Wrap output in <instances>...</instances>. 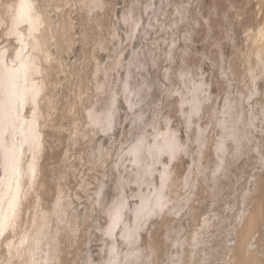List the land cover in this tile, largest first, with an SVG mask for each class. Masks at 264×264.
<instances>
[{
  "label": "bare ground",
  "instance_id": "6f19581e",
  "mask_svg": "<svg viewBox=\"0 0 264 264\" xmlns=\"http://www.w3.org/2000/svg\"><path fill=\"white\" fill-rule=\"evenodd\" d=\"M69 1H67V3ZM140 1L142 2V0ZM219 1L216 4L214 2L212 3L215 5L217 4L224 5L223 4L225 3L224 1L223 2L221 1L222 3ZM192 2L194 3L195 1L192 0ZM259 2H260L259 3L260 5L264 6V0H259ZM67 3L65 0H0V37H1L0 39H2L3 37L4 38L3 40L5 41V38H6L8 42V43L6 42L8 45L7 46L5 45L6 47L4 46V49L0 51V152H1L0 264H64L65 257L66 259L67 257L69 259V256L71 253H73V255L71 256H74V252L72 251L71 253L67 252L69 253V256H64L65 254L63 255V252L65 251L64 249H66L64 246H67V244L66 245L64 244L67 242H70L72 245H75V244H79L82 242L81 239L83 237H81L82 233L80 232V227H81L80 224L83 222L85 224L82 226L86 227V223H88L86 221H88V218H90V215L93 214L94 211H96L98 206H101L104 203L103 202V194H104L103 192L104 191L102 192L103 187L100 185L99 190H96L97 188H95L96 187V185H94L95 183L93 184L91 181L93 186H91L90 184L88 185V188L90 189L89 186H91V188L94 187V189L96 190V192L93 191L95 193L92 192L93 194L96 195L95 197L94 195L92 196L95 199L93 202L89 204L88 210L87 211L85 210L86 213H84L83 218L78 215L77 211L79 210L76 211V209L74 208L75 205L73 204L74 203L73 200L75 199H70V198L68 199V197H70V195H73L74 193L73 192H71L73 194L67 193L68 188L70 186L69 181H68L69 176L71 175L72 172L74 173V170L76 172L77 169H74L71 172V169L73 168L69 167L68 162L70 161L71 158H72L71 160H73L75 159V157H77L79 161V158L83 159L84 157H86L85 154L81 152V150L76 151L77 149L76 147L78 146L82 147L83 144L84 146H86L85 145L86 141L93 139L91 137L94 136L97 130H99V132L102 131L104 133L110 132L113 127V124L116 123L115 122L116 120L115 116H116V110H117L116 101L118 102V100H116V96L120 93L117 92L118 94L115 95V90H117V89L114 90L116 81L114 80V78H112V76L116 74V73L114 74L113 72L119 66V61L116 59L118 58V55H120V53L119 54L117 53L118 54L117 57L115 56L116 59L114 58L115 61H113V63L109 66H102L98 62L97 55H96L97 53L96 50L99 49L98 52L102 51L100 49L105 50L108 47V43L110 39L112 41V37L114 36L115 31L114 32L112 31L113 27L112 28L110 27L111 30H106V29H109V27L107 28L105 26L107 23L106 22H105L106 24L104 23L105 20L102 19V15L104 12L106 15V13L110 11V9L112 10L111 6L115 4V2L106 3L105 0H85L83 5L80 6L83 9L82 10L83 12H81L82 15H80V12L78 13L79 16L76 14L78 18L80 16L82 18V24H81L82 30H81L80 37H81V42H82L81 52L83 53L80 55L82 57H83V54L86 56L87 61L85 60L84 61L87 63L85 66H82L83 65L82 63V65L79 67L73 66L74 68H72L71 66H69V68L70 67L71 68L70 69L67 68V72L70 73L69 75L70 80L68 81V84L66 86L67 105L64 106V105H59L56 99V96H55L56 87L58 85H61L60 83L58 84L56 83V80L58 78L57 79L55 78H56V74L59 73V72L57 73V71L59 70L64 71V74H66L64 67L66 66V64L69 65V63H65V66H63L64 64H62V61H65V60H63L61 57L63 54L66 55V53L68 56V53L70 52V50L73 49L72 46L75 45L73 44V42L75 43V40L73 39V36L75 35L74 34L75 31H72L73 25L70 23L71 19L69 20L68 18V12L66 11V9L69 8V6L67 7ZM252 3L258 4L257 2L255 3V1L254 2L252 1ZM78 4H81V3H78ZM128 5H131V4H128ZM197 5L199 4L197 3ZM242 5L244 6L246 4L243 3ZM182 6L186 8V6L184 5ZM212 6L213 5L210 4V7ZM238 6L236 5V7ZM50 7H53V9L55 8L56 10H58V12H61L59 14L60 18L59 17L57 18V20L59 19L58 21L56 20L54 21L56 17L54 19H52L53 18L52 16H51L52 18L50 17V10H51ZM202 7H204L205 9V5ZM218 7H222V6L218 5ZM244 7L246 9V6ZM191 8L193 10V7H190V9ZM201 8L200 10H203V8L202 9ZM190 9L188 7V9L186 10L189 11ZM247 9H250V8H247ZM72 10H74V8ZM79 10H76V11H79ZM183 10L185 11V9ZM223 10L221 11L222 14L218 10V13L222 15V18L224 15H226L223 13ZM125 11H128V12H125ZM125 11L124 12L126 14H124L125 16L123 17L124 22L132 24L133 29H135L138 24L136 10L134 8H130L129 10L127 9ZM224 11L226 12L228 10H224ZM51 12L55 13L56 11H51ZM195 12L197 14V11ZM228 12L231 13L230 11ZM246 12L247 10L243 12V14L245 13L246 15H248L247 13L249 12V10L247 13ZM263 12L264 11H262V15L264 14ZM233 13H231L233 15H231L232 17H229L230 18L229 20L236 18V17H233L234 15L237 16V14H235V10L233 11ZM194 14L193 16H195ZM198 15H201V14H197V18H198ZM220 15H219V18L221 17ZM90 16H93V19ZM138 16H140V14ZM193 16L192 18H195ZM184 17L185 16L183 15L181 20H183ZM199 18L201 20V17ZM213 18H210V19H213ZM222 18H220L221 19L220 22L223 20ZM247 18H250V17H246V20ZM253 19H256V18L253 17ZM188 20L189 19H187L186 21ZM227 20L228 19H226V21ZM109 21L108 23L111 25ZM210 22L212 21L210 20ZM210 22H209V25H210ZM214 22H216V20ZM254 22H256L255 24L258 23L257 21H254ZM188 23H186V25ZM202 24L203 26H206L204 25L205 21L202 22ZM202 24H201V27H203ZM240 24H241V21H240ZM243 24H246V23H243ZM255 24H253L252 31L254 30L253 28ZM262 24H263L262 26H259V27L257 26L258 28L255 31H253L254 33H252L251 36L249 35V33H247V31L245 32L250 36L248 39L250 42L249 46H247L246 50H243V51L239 49L240 52L237 51L238 49H236V51L231 50L233 52L235 51V53H233L234 57H232L233 59H231V62H229V64L231 63L230 70L232 73L231 72L230 73L232 74V78H234L235 80L239 82V83L238 82L236 83H238L239 85L240 83H243L246 78H248L251 80V83L254 85L257 91H258L257 81L259 78L257 69L261 67L263 69L264 67V23ZM179 26H181V24L178 25L177 27ZM188 26L185 27L182 25V27H185L186 29L188 28ZM216 26H217V23H216ZM165 27H167V25ZM219 27L223 29V25H220ZM128 28H129V25H128ZM195 28L196 27H194V29ZM205 28H207V26ZM247 29L245 28L243 30H247ZM195 30L194 31L191 30V31L196 33L197 30L196 31ZM243 30L241 28V31ZM248 30L250 31V29ZM103 31L105 32L104 35L101 33ZM106 31H107V35L105 36ZM207 31H209V29ZM221 31L223 32V30ZM72 32L74 35H72ZM162 32H164V30ZM180 32L183 33V31H180ZM188 32L186 31V33ZM156 33H157V30H156ZM227 33L229 34L230 32H227ZM165 34L167 33H164V36ZM176 34L177 32L174 35ZM203 34L207 35V33L205 32ZM203 34L201 36H203ZM225 35L228 37L226 33ZM232 36L230 37L233 39ZM161 39L163 38L161 37ZM166 39H169V38H166ZM224 39L226 41L225 37ZM187 41H189V39ZM208 41L210 40L206 41L207 44H208ZM222 42H224V40H222ZM92 45L93 46L96 45V47L98 46V49L92 50L91 48ZM154 49L156 50V48ZM107 50L108 49H106V51ZM215 50H216L215 52H217V49ZM72 51H74V49ZM144 54H141V56ZM213 54L215 53L213 52ZM110 56L113 57L112 55H109V57ZM139 56H140V53H139ZM155 56H157V54ZM78 57H76L75 59L77 60ZM109 57L107 59H109ZM199 57L200 56H198V58ZM219 57L220 56L217 57L218 61H219ZM200 58L202 59V57ZM112 59L113 58H111V60ZM133 59L134 57H131V60ZM137 60L138 58L136 57L133 62L131 61L132 62L131 64L134 65V63ZM192 60L194 59H191V61ZM151 61L153 62L154 59L150 60L149 63H151ZM199 61L201 62L200 59ZM199 61L196 59L194 60V62L189 63L188 60L187 61L185 60L186 67L182 69V72L179 76L182 81L186 82L188 77L191 76L192 68L197 64V62L199 63ZM253 61H255V65H253ZM73 62H72V65H73ZM77 62H80V61L78 60ZM214 67H217V66L214 65ZM217 69L219 68L217 67ZM89 70H91L92 72V76H93L92 78L90 77ZM261 70L259 71L262 73ZM219 71L220 70H218V72ZM99 73H103L102 74L103 77L102 75L101 77L104 78V80L99 81L97 79V76ZM111 73H113L112 76H111ZM59 74H61V72ZM129 76H130V73L128 71L126 78L122 82L121 88H120L123 92H126L128 89L127 79L129 78ZM144 76H147V75H144ZM206 77H208V75ZM216 77H218L216 81H218L217 83L219 84L217 86H219L220 89L223 90V92H225V95H226V104L222 112V116L214 117L216 114L214 101L216 100L213 99V96H212L213 92H211L206 82L204 80L200 82H196L193 80L194 82L191 81L192 91H191L190 97L188 96V94L181 92L180 97L178 98L179 100H177L176 103H174L176 99L174 101L171 100L174 103L173 104V106L175 107V109L173 108L174 111L176 112L177 110V112H179L184 117L186 128L187 130H189V132L187 133H189V136H190V139L187 140L188 142L184 138H182L183 137L182 134H181L182 136L178 135V132L176 131L177 129H174V127L170 126V122L172 120L173 115L170 116L169 113L166 115L164 111L165 115L163 114L161 123L160 124L156 123L153 126V129H151L152 130L151 132L149 131L147 135L146 134L143 135L136 142H133V144L131 145L129 152H130V157H131L130 159L131 166L134 167L133 182L138 185L137 187L138 190L136 191V195H135L138 197V202H136L133 206L129 205V203L127 202L126 194H125L126 197L123 195L124 193L123 189L128 181L125 178L126 176L125 177L118 176L119 179L121 178L120 182H119V179L117 180L118 181L117 183H119L118 187H115V189L117 188L118 194L115 195L114 199L111 201L109 205L103 206L102 212H104L106 216V219L105 218L103 219L106 220V223H104L105 222L104 221L102 223L103 225H99V226H102L100 227V229L102 230V234L104 236L103 238L107 237L105 239L106 240L105 245L107 246V258L105 259L106 261L104 260L105 263L104 262L102 263L104 264H154L166 258L167 264H208V263H211L210 262L211 259L218 258L215 260H221L223 264H264V236L262 235L263 230L261 229V227L264 228V224L260 223L262 219L261 212L263 211L262 210L263 208L261 209V206L262 205L264 206L263 204L264 198L263 200L260 199L262 198L261 197V192H262L261 187L262 186L260 187V185H262L263 183H260L259 181L261 179L264 180L263 176H262L263 178H260L261 176L255 177L256 179L254 181L255 183H254L253 189L246 190V192H242L244 193L243 195H241L243 201L250 199L251 202L249 203L251 204L249 207H246L241 211L242 213H240L239 221L237 222V220H235L237 223H235L234 225L232 224L233 226L231 225V228L228 230H226L227 228L226 226H224L226 228L223 227L227 231V232L224 231V233H228V236L229 234L234 236V243L230 245L226 244L225 246L222 245L223 246L222 253H221V248H220V252L218 253L216 252L215 249L208 246L209 245L208 239H206L208 241L204 240V237L209 232H212L211 231L212 227L213 228L215 227L217 229L218 222H216L215 219H217L220 216V212H216V214L213 215L214 217H208L200 223L196 220L199 224L195 222L196 223L195 227H193L194 224L192 222L193 225L190 226V228L188 226L189 230H188L186 237L182 241L179 238L181 237L180 235H182L181 234L182 230L180 227L177 226L178 219L183 218V216H187V215L190 216V218L191 216L192 217L195 216L196 211H197L196 208H194L195 202L196 203L200 202L201 204H203L201 207H203L205 204H207L210 201H214L219 198L221 199L220 196L222 195L225 189L224 187L225 185L222 183L223 182L222 179H225V180L232 179L236 175H238L237 171L235 172L233 170L236 167H238V166H235L236 160L241 155H242L241 157L243 158V154H244L242 153L243 150L248 148V145L255 138L254 136H253L254 138L253 137L251 138V135H252L251 133L252 129H250L251 123L245 122L243 120V117L244 118L246 117V116H243L244 114L243 112L245 111L244 106L248 100L247 97H249V96H246L245 94V88H243L241 91H237L238 93L240 92L239 98H234L230 94L231 90L230 92L228 90V86L226 84L227 81H224L223 73H220L219 76L217 74L215 78ZM263 77L261 76L260 78L262 79ZM59 81L60 80H58L57 82ZM144 83H141V85H144ZM243 85H245V82ZM236 87L237 88L239 87L240 89V86H236ZM145 89H147V87H145ZM220 89L218 90V92L221 91ZM252 89H253V86H252ZM108 92H109V94H107L108 99H104L105 101L107 100L106 105L104 107H99L96 101H93V102L91 101L92 98H96L97 100V98H100L99 96L101 94L105 95V93H108ZM259 92L261 91L259 90ZM247 95L249 94L247 93ZM89 98H91L90 101L92 103L90 105H87L88 103L87 100ZM127 102L129 104L130 100L127 99ZM170 103L171 102L169 101V104ZM250 105H253L252 102ZM167 112H169V110ZM256 112H258V110ZM251 115H253V113ZM205 116H208V118L214 117L213 120L215 119V125L218 130V135H217L218 138L215 140H211L210 138L206 136L207 128L202 126V124H200L201 122L199 123V121L202 120L201 118ZM56 117L62 118L64 122L61 119L60 121L62 123H57ZM259 117H261L260 114H259ZM251 118L253 119V117ZM258 121H259V118H258ZM182 127H184V125ZM254 134H255V131H254ZM260 134H261V131H260ZM186 136L188 137V134ZM263 136H264V128H263ZM125 137L123 136V138ZM262 138H260V140ZM250 145H253V144H250ZM63 146L65 147L66 150L62 157L61 155L60 157H58L57 156V151L59 150L58 148L63 147ZM111 148L113 147L111 146ZM118 148H119V145H118ZM254 149L261 156V159H263L262 156L264 155V153L262 155V153L260 152V144H256ZM77 150H79V148ZM85 150H91V149H87V146H86ZM94 150L92 152L88 151L89 153H91L90 154L91 157H89L91 159L89 161H91V165H92L91 170L89 169L88 171H92V172L93 170H96V166L98 167V165L96 164L100 163V166L101 165L103 166L105 163H108L106 162V160L108 159L107 158L108 155H106V153L109 152V151L108 152L106 151L105 153L104 150H102L105 153V155L104 154L102 155L100 151H94ZM111 150H114V149H111ZM251 150L253 151L252 148ZM84 152L86 153L87 151H84ZM186 155L192 159L194 163V168L189 169V172L186 174V176H182L179 170L180 168L179 161L182 159V157ZM111 156H113V154ZM190 158H187V159L190 160ZM247 158H249V156ZM252 158H254V156ZM257 158L254 159V161L257 162L258 161ZM241 159L240 160L238 159V160L241 161ZM238 160H237L238 163L236 164H239ZM252 161L253 159L251 160V163L254 162ZM71 162L72 161H70L69 163L71 164ZM87 162L88 160L86 161V163ZM248 162H250V160ZM86 166L88 165L86 164ZM99 167L97 169H99ZM128 167L131 168L130 166ZM125 168L126 166L123 168V170L121 169V171L123 172L125 171V174H127L128 176H131L130 170L127 169L129 171L128 173H130L129 175L126 172ZM119 170L120 169H118V171ZM103 171L104 170H102V173ZM118 171L116 172L115 170V173H118ZM88 173H86V175ZM75 174L74 175L72 174V176L74 177ZM99 175L98 174L93 175V177L95 176V179H94L95 182H98L97 180L99 179L98 178ZM253 175H256V174H253ZM72 176L70 177L73 178ZM81 178L79 177L80 179L79 183L82 185V187L86 188L88 192V188H87L88 180L85 181L86 183H83L81 182ZM238 178L240 179V177ZM245 179L246 178H244L243 180L244 182H245ZM100 180H103V179H100ZM77 181L75 180V182ZM67 182L69 184L68 188L66 187ZM246 182L245 184H249V182L248 183ZM238 183L239 182H237V185ZM128 184H131V183H128ZM242 185H244V183ZM77 189L78 188H76V190ZM81 189L82 188L79 187L78 191H81ZM229 189L231 190V187H229ZM104 190H105V187H104ZM183 191H186V192L183 194ZM69 192H70V189H69ZM226 192H227V189H226ZM83 193L85 194V192ZM87 195H89V192ZM238 197L239 196L237 195V200L239 199ZM88 198L89 197H87V199ZM78 199L80 200V198ZM70 200L72 203L70 202ZM92 200L93 199L90 198V201ZM88 202H89V199L87 200V203ZM201 204L197 203L195 205H201ZM229 207L231 209V206ZM205 208L208 209V207H205ZM200 210H202V208ZM223 212L221 214H224ZM220 217H222V215ZM234 217H236V214ZM223 218H225L224 220H226V215L225 217L223 215ZM230 219L233 220L234 218L233 219L230 218ZM188 221L189 222L187 223V225L188 224L191 225L190 219ZM218 221H219V218H218ZM220 223L221 224L225 223V221L220 222ZM25 225H27L26 228H24ZM259 225L261 226L260 230L262 232L258 230ZM228 228H229V223H228ZM84 230L82 229V231ZM117 230H119L118 234L120 233L119 237H121V241H117L114 238L116 236ZM213 231L217 232V230H213ZM145 233H147V235ZM213 234H216V233H213ZM217 234H219L220 237H222L221 233H217ZM210 235L211 233H209L208 236ZM227 239L228 238L226 237V240ZM213 241H214V238H213ZM219 245L220 244L216 245V249ZM76 246L77 245H75V247ZM222 246H219V247H222ZM71 248L70 250H72ZM78 248L80 249L79 245H78ZM81 251L82 250L80 249V252ZM217 251L219 250L217 249ZM80 254L78 252V255ZM74 257H72V259ZM76 259H78V257ZM78 262L80 261L78 260ZM218 263H220V261Z\"/></svg>",
  "mask_w": 264,
  "mask_h": 264
},
{
  "label": "rangeland",
  "instance_id": "374dc122",
  "mask_svg": "<svg viewBox=\"0 0 264 264\" xmlns=\"http://www.w3.org/2000/svg\"><path fill=\"white\" fill-rule=\"evenodd\" d=\"M66 1V3H67V1H69V0H65ZM72 1V2H71ZM71 1H69L68 3H67V7L69 6V8H67L66 9V11L68 12V18H69V20H70V23L73 25L72 26V31H75L74 32V34H73V32H72V35H74L73 36V39L75 40V43L73 42V44H75V45H73L72 46V48L74 49V51H72L73 49H71L70 50V52L68 53V56H67V53H66V55H62V59L63 60H65V61H62V64H64L63 66H65V63H69V65L68 64H66V68L64 67V69H65V73L66 74H64V71H61V70H59V71H57V73L59 72H61V74H56V78L55 79H57L56 80V83L58 84V83H60L61 85H58L57 87H56V89H55V96H56V99H57V101H58V103H59V105H64V106H66L67 105V90H66V86H67V84H68V81L70 80V78H69V75H70V73L69 72H67V68H69V66H71L72 68H74V67H79V66H81L82 65V63H83V65L82 66H85L86 65V63L87 62H85V61H87V58H86V56L83 54V57L80 55V54H82L83 52H81L82 51V42H81V37H80V35H81V30H82V27H81V24H82V18H81V16L78 18V16H79V12H80V15H82V13L81 12H83L82 10V8L80 7V6H82L83 5V3H84V1L85 0H71ZM82 1V2H81ZM106 1V3H109V2H115V4H113L112 6H111V8H112V10L110 9V11L108 12V13H106V15H105V12L103 13V15H102V19L103 20H105L104 21V23L106 24L105 26L108 28L109 27V29H106V30H111V28H112V31L114 32L115 31V33H114V36L112 37V41H111V39H110V41H109V43H108V47L106 48V49H108L107 51H106V49L104 50V49H100V50H102V51H99L98 52V46L96 47V45H92V50H95V49H98V50H96V55H97V59H98V62L102 65V66H109V65H111L112 63H113V61H115V59H116V57H117V55L120 53V55H118V58L116 59V60H118L119 61V66L116 68V70L113 72L115 75H113V73H111V76H112V78H114V80L116 81V85H115V88H114V90L115 89H117V90H115V95H117L118 93L117 92H119L120 94H118L117 96H116V100H118V102L116 101V108H117V110H116V120H115V122L116 123H114L113 124V127H112V129H111V131L110 132H108V133H104V132H102V131H100L99 132V130H97V132H95V134H94V136L93 137H91V138H93V139H91L92 140V142H91V140H89V141H86V143H85V145L87 146V149H91V150H85L86 149V146H84V144L82 145V147L81 146H78V147H76L77 149L79 148V150H77L76 148V151H80L81 150V152L82 153H84L85 154V156L86 157H84L83 159H80L79 158V161H78V158L77 157H75V159H73V160H71L70 159V161H72L71 162V164L68 162V164H69V167H71V168H73V169H71V172L74 170V169H77V171L75 172V170H74V173L72 172L71 173V175L70 176H72V174L74 175L75 173H77V174H75V176L73 177V178H71L70 176H69V179H68V181H69V184H70V186H69V184H68V182L66 183V187L68 188V186H69V188H68V191H67V189H66V191H67V193H71V192H73V193H71V194H73L74 195V197H73V195H70V197H68V199L70 198V199H75V200H73V204L75 205H73L74 206V208L76 209V211L77 210H79V211H77V213H78V215L80 216V217H82L83 218V216H84V213H86V211L88 210V207H89V204L91 203V202H93L94 201V199L95 198H93L92 196L94 195V197L96 196L95 194H93V193H95L96 192V190H99V188H100V185L103 187V189H102V192L104 193L103 194V205H101V206H98L97 207V209H96V211H94L93 212V214H91L90 215V218H88V221H86V222H88V223H86V227L85 226H82V225H84L85 223H81L80 225H81V227H80V232L82 233L81 235V237H83L81 240H82V242L81 243H79V244H75V245H77L76 247H75V245H72L70 242H67V243H65L64 245H66L67 244V246H64L66 249H64L65 251L63 252V255L64 256H69V253H71V251L72 252H74V256H71V255H73V253H71L70 254V256H69V259H68V257H67V259H66V257H65V259H64V264L66 263V264H69V262H70V264H73L74 262L76 263V264H104L105 262H104V260L107 258V246L105 245L106 244V238L107 237H105V238H103L104 236H103V234H102V230L100 229V227H102V226H99V225H103L102 223L104 222V223H106V216H105V214H104V212H102L103 211V206H106V205H109L110 203H111V201L114 199V197H115V195H117L118 194V191H117V188L115 189V187H118V184L119 183H117L118 181V179H119V177L120 176H126L125 178H126V180L128 181L127 182V184L125 185V187H124V189H126V190H124L123 189V195L125 196V194H126V198H127V202L129 203V205L130 206H133L136 202H138V197L137 196H135L136 195V191L138 190V185L136 184V183H134L133 182V174H134V167H132L131 166V157H130V147H131V145L133 144V142H136L140 137H142L143 135H147L148 133H149V131L151 132L152 130L151 129H153V126L156 124V123H161V121H162V116H163V114H164V111H165V113H166V115L169 113L170 114V116H172V120H171V122H170V126H172V127H174V129H177L176 131L178 132V135H180V136H182L183 135V137L182 138H184L186 141L188 140V139H190V136H189V133H187V132H189V130H187V128H186V125H185V120H184V117L179 113V112H177V110H176V112L174 111V109H175V107L173 106V104L174 103H176L177 102V100H179L178 98L180 97V93L181 92H184V93H186V94H188V96L190 97L191 96V91H192V82H194V81H196V82H200V81H202V80H204L205 82H206V84L209 86V89L211 90V92H213L212 93V96H213V99L214 100H216V101H214V106H215V109H216V114H215V116L214 117H219V116H222V112H223V110H224V107H225V104H226V95H225V92H223V90H221L220 89V87L219 86H217V85H219L217 82L218 81H216L217 79H218V77H216L215 78V76H217V74H218V76H219V74L220 73H223V75H224V81H227L226 82V84H227V86H228V90H229V92H230V90H231V92H230V94H231V96L232 97H234V98H239L240 97V92L238 93L237 91H241L243 88H245V94H246V96H249V97H247V102L245 103V106H244V109H245V111L243 112L244 114H243V116H246L245 118L243 117V120L245 121V122H250L251 123V127H250V129H252L251 130V133H252V135H251V138L253 137L254 139L252 140V142L250 143V144H253V145H248V148H246L245 150H243V152L242 153H244L243 154V158L241 157V156H239L238 157V159L240 160L241 158V161H239L238 159V161H239V164H236V163H238L237 162V160H236V163H235V166H238V167H234L235 169H233L235 172L237 171V173H238V175H236L234 178H232V179H222V183L225 185L224 187H225V189H224V191H223V193H222V195L220 196L221 197V199L219 198V199H217V200H214V201H210V202H208L207 204H205L203 207H201L203 204H201L200 202H197V203H199V204H201V205H195V204H197L196 202L194 203V208H196V210L198 211V213H197V211H196V215L195 216H191V218H190V216H183V218H179L178 219V222H177V226L178 227H180L181 228V230H182V235H180L181 237H179L180 238V240L182 241L185 237H186V235H187V233H188V226H189V228H190V226H192L193 224H194V226L193 227H195V225H196V223L195 222H202V221H204L206 218H208V217H214L213 215H215L216 214V212H220V216L222 215V217H218L219 218V221H218V218L217 219H215L216 220V222H218L217 223V225H218V227H219V229H218V227H217V229L215 228H211V231L212 232H209V233H211V235L210 236H208L209 235V233L204 237V240L205 241H208L209 240V247H211V248H213V249H215L216 250V252H220V248H221V253H222V248H223V246H225L226 244H228V245H230V244H233L234 243V236H232V235H230L229 234V236H228V233H224V231H226V230H228V229H230L231 228V225L233 224H235V223H237L238 221H239V217H240V213H242L241 211L244 209V208H246V207H249L250 206V204L251 203H249V202H251V200L250 199H248V200H245V201H243V199H242V197H241V195H243L244 193H242V192H246V190H251V189H253L254 188V181H255V177L257 176H261L260 178H263L264 177V165H263V163H264V155H263V153H264V138H262V137H264L263 136V125H264V113H263V111H264V67H263V69H262V67L261 68H258L257 69V73H258V75H259V78H258V81H257V88H258V91L255 89V87H254V85L251 83V80L250 79H248V78H246L245 80H244V82H245V85H243L244 84V82L243 83H240L239 85H238V81L237 80H235L234 78H232V72H231V63L229 64V62H231V59H233L232 57H234V54L233 53H235V51H236V49H238L237 51L238 52H240V50L239 49H241V51H243V50H246V48H247V46H249V44H250V42H249V37L251 36V34L252 33H254L253 31H255L259 26H262L263 24L262 23H264V19H262V18H264V14L262 15V11H264V6L263 5H260L259 3V0H238V2H237V0H218L219 2H225V3H223L224 5H222V4H217V5H215L218 1L217 0H202V1H200V0H198V1H196V0H193V1H195L194 3L192 2V0H177V1H175V0H142V2L140 1V0H134V1H130V0H115V1H113V0H105ZM137 1V2H136ZM173 1H174V3H173ZM189 1H190V3H191V5H190V3H189ZM201 3H200V2ZM216 1V2H215ZM251 1V2H250ZM252 1L254 2L255 1V3L257 2L258 4H254V3H252ZM74 2V3H73ZM76 2V3H75ZM139 2H141V3H139ZM199 4V5H197V3ZM202 2H203V4H202ZM212 2H214L215 4H213ZM221 2V3H222ZM232 2V3H231ZM72 5H71V4ZM78 3H81V4H78ZM133 3V4H132ZM135 3V4H134ZM137 3V4H136ZM144 3V4H143ZM174 4V6H173V4ZM187 3H189V4H187ZM227 3H228V5H227ZM231 3V4H230ZM241 3V4H240ZM246 4V5H244V6H246V9H245V7L242 5V4ZM251 3V4H250ZM128 4H131V5H128ZM144 6H142V5ZM148 4V5H147ZM197 5V7H196V5ZM210 4L211 5H213L212 7H210ZM129 6V7H127V6ZM177 5H178V7H179V9H178V7H177ZM182 5H184V6H186V8L185 7H183ZM194 5H195V7H194ZM205 5V9H204V7H202V6H204ZM218 5L219 6H222V7H218ZM230 5V6H229ZM236 5L238 6V5H240V6H238V7H236ZM242 5V6H241ZM134 6V7H133ZM137 6V7H136ZM147 6V7H146ZM159 6V7H158ZM168 6V7H167ZM218 7V9H217V7ZM257 6V7H256ZM260 6V7H259ZM262 6V7H261ZM114 7V8H113ZM127 7V8H126ZM140 7V8H139ZM188 7H189V9H190V7H193V10H192V8L188 11V10H186V9H188ZM203 8V10H200V8ZM225 7H226V9H225ZM229 7V8H228ZM231 7V8H230ZM74 8V10H72ZM76 8V9H75ZM79 8H80V10H79ZM130 8H134L135 10H136V15H137V21H138V24H137V26H136V28L135 29H133V25L132 24H129V23H126V22H124V20H123V17L125 16L124 14H126L125 12H128V11H125V10H129ZM138 8V9H137ZM182 10H181V9ZM195 8V9H194ZM199 8V9H198ZM201 8V9H202ZM219 8H221V9H219ZM223 8H224V10H228V11H230L231 13H233V11L235 10V14H237V16L236 15H234L233 17H236V18H231L232 20H229L230 18L229 17H232L231 15H233V14H231V13H229L228 11H224L223 10ZM241 8H242V10H241ZM247 8H250V9H247ZM50 17L52 18V19H54L55 17V19H54V21L56 20V21H58L57 20V18L59 17L60 18V13L61 12H58V10H56L55 8L53 9V7H50ZM53 9V10H52ZM141 9V10H140ZM144 9V10H143ZM162 9V10H161ZM183 9H185V11L183 10ZM244 9H245V11L247 10V12H248V10H249V12L247 13L248 15H246L245 13L243 14V12H245L244 11ZM259 9V10H258ZM72 10V11H71ZM76 10H79V11H76ZM159 10V11H158ZM174 10H175V12H174ZM182 11V13H181V11ZM200 10V11H199ZM218 10H219V12H221L222 10H223V13L224 14H226V15H224L223 16V18H222V15H220L219 13H218ZM231 10H233V11H231ZM51 11H56L55 13L54 12H51ZM71 11V12H70ZM125 11V12H124ZM163 13H162V12ZM164 11H165V13H164ZM180 11V12H179ZM195 13H193V12ZM195 11H197V14H201V15H198V18H197V14H196V12ZM202 11V12H201ZM238 11V12H237ZM241 11V12H240ZM243 11V12H242ZM124 12V13H123ZM188 12H189V14H188ZM200 12V13H199ZM258 12V13H257ZM191 13H193L195 16H193V14H191ZM241 13H242V15H241ZM264 13V12H263ZM70 14H72V15H70ZM78 16H77V15ZM140 14V16H138ZM217 14H219L221 17L220 18H222L223 20L220 22V18H219V15H217ZM221 14H222V12H221ZM230 14V15H229ZM239 14V15H238ZM250 14V15H249ZM56 15H58V16H56ZM70 15V16H69ZM110 15V16H109ZM158 15V16H157ZM177 15H178V17H177ZM183 15L186 17V19H185V17H184V19L183 20H181V18L183 17ZM263 17H262V16ZM192 16L193 17H195V18H192ZM239 16V17H238ZM241 16V17H240ZM257 16V17H256ZM73 17V18H72ZM92 19H93V16H90ZM160 17V18H159ZM192 19V21H191V19ZM199 17H201V20H202V22H204L205 21V24L204 25H206L207 26V28L209 29V31H207L208 29L207 28H205L206 26H203V24H202V22H201V20H200V18ZM213 18V19H210V18ZM225 17V18H224ZM242 17H243V19H242ZM245 17V18H244ZM246 17H250V18H247V20H246ZM253 17L254 18H256V19H253ZM261 17V18H260ZM79 19V20H77V19ZM80 18H81V20H80ZM105 18V19H104ZM108 18V19H107ZM174 18V19H173ZM208 18H209V20H208ZM216 18V19H215ZM161 19V20H160ZM187 19H189L188 21H186ZM194 19V20H193ZM195 19H197V20H195ZM226 19H228L227 21H226ZM258 19V20H257ZM263 21H262V20ZM106 20H110L109 22L111 23V25L108 23V21H106ZM160 20V21H159ZM177 20V21H176ZM210 20L212 21V22H210ZM216 20V22H214V21ZM235 20V21H234ZM238 20V21H237ZM241 21V24H240V21ZM249 20V21H248ZM179 21V22H178ZM184 21V22H183ZM186 21V22H185ZM201 23H200V22ZM231 21V22H230ZM232 21H233V23H232ZM254 21H257L258 23L257 24H255L256 22H254ZM261 21H262V23H261ZM81 22V23H80ZM178 22V23H177ZM189 22V23H188ZM191 22V23H190ZM209 22H210V25H209ZM213 22H214V24H213ZM219 22H220V24H219ZM223 22V23H222ZM227 22V23H226ZM239 22V23H238ZM74 23V24H73ZM80 23V24H79ZM166 23V24H165ZM184 23V24H183ZM186 23H188L187 25H186ZM193 23V24H192ZM216 23H217V26H216ZM243 23H246V24H243ZM127 24V25H126ZM181 24V26H179V27H177L178 25H180ZM201 24H202V26L203 27H201ZM225 24V25H224ZM241 26H240V25ZM242 24H243V26H242ZM249 24V25H248ZM252 24V25H251ZM253 24H255L254 25V30L252 31V27H253ZM258 24H260V25H258ZM108 25H110V26H108ZM128 25H129V28H128ZM167 25V27H165ZM182 25L183 26H185V27H187L188 25V28L186 29L185 27H182ZM213 25V26H212ZM220 25H223V29L222 28H220L219 26ZM239 25V26H238ZM161 26V27H160ZM201 28H200V27ZM210 26H212V27H210ZM244 26H245V28L247 29H250V31L247 29V30H243V29H245L244 28ZM246 26H248V27H246ZM251 26V27H250ZM258 26V27H257ZM111 27V28H110ZM178 29H177V28ZM194 27H196L195 29L197 30H195L194 29ZM197 27H199V28H197ZM222 27V26H221ZM256 27V28H255ZM131 28H132V30H131ZM190 28V29H189ZM193 28V29H192ZM203 28H205V29H203ZM215 28V29H214ZM226 28V29H225ZM241 28H242V30L243 31H241ZM75 29V30H74ZM115 29V30H114ZM144 29V30H143ZM157 30V33H156V30ZM159 29V30H158ZM174 29H175V31H174ZM180 29V30H179ZM183 29V30H182ZM185 29V30H184ZM207 29V30H206ZM103 30H105V29H103ZM155 30V31H154ZM164 30V32H162V31ZM173 30V31H172ZM188 30H189V32H188ZM191 30H195L196 31V33H194V32H192ZM204 30V31H203ZM221 30H223V32L221 31ZM129 31V32H128ZM141 31V32H140ZM169 31V32H168ZM179 31V32H178ZM180 31H183V33L182 32H180ZM186 31L188 32V33H186ZM203 31V32H202ZM225 31V32H224ZM247 31V33H249V35L247 34V33H245ZM80 32V33H79ZM131 32H133V33H131ZM161 32V33H160ZM171 32V33H170ZM177 32V34L176 35H174L175 33ZM185 32V33H184ZM191 32V33H190ZM207 33V35L206 34H203V33ZM221 32H222V34H221ZM227 32H230L229 34L227 33ZM242 32V33H241ZM103 35H104V31L103 32H101ZM127 33H129V34H127ZM160 33V34H159ZM164 33H167V34H165V36H164ZM179 33H180V35H179ZM190 33V34H189ZM194 33V34H193ZM225 33L228 35V37L225 35ZM118 34V35H117ZM171 34V35H170ZM173 34V35H172ZM192 34V35H191ZM203 34V36H201ZM107 35V31H106V34H105V36ZM167 35V36H166ZM223 35H225V36H223ZM233 35V36H232ZM230 36H232L233 37V39L230 37ZM245 36V37H244ZM161 37L164 39H161ZM210 37V38H209ZM217 37V38H216ZM222 39H221V38ZM224 37L226 38V41H225V39H224ZM237 37V38H236ZM1 38V37H0ZM166 38H169V39H166ZM208 38V39H207ZM244 38V39H243ZM4 38L2 37V39H0V51L2 50V49H4V46L6 45H8L7 43V39L5 38V41L3 40ZM78 39H80V40H78ZM174 39V40H173ZM184 39V40H183ZM186 39V40H185ZM189 39V41H187ZM205 39H207V40H210V41H208V44L206 43V41L207 40H205ZM169 40V41H168ZM218 40V41H217ZM221 40V41H220ZM222 40H224V42H222ZM228 40V41H227ZM238 40V41H237ZM81 43H80V42ZM128 41V42H127ZM152 41H154V42H152ZM219 41H220V43H219ZM234 41V42H233ZM5 42V43H4ZM7 42V43H6ZM113 42H114V44H113ZM152 42V43H151ZM191 42V43H190ZM211 44H210V43ZM213 42H215V43H213ZM111 43V44H110ZM161 43V44H160ZM228 43V44H227ZM248 43V44H247ZM185 44V45H184ZM213 44H215V45H213ZM233 44H234V46H233ZM114 45V46H113ZM158 47H157V46ZM163 45V46H162ZM165 45V46H164ZM209 45H210V47H209ZM233 46V48H232V46ZM5 46V47H6ZM143 46V47H142ZM152 46V47H151ZM110 47V48H109ZM160 47V48H159ZM209 47V48H208ZM219 47H220V49H219ZM236 47V48H235ZM145 48V49H144ZM154 48H156V50L154 49ZM180 48V49H179ZM213 48H214V50H213ZM109 49H111V50H109ZM142 49V50H141ZM161 49V50H160ZM168 49V50H167ZM215 49H217V52H215L216 50ZM139 50V51H138ZM145 50V51H144ZM167 50V51H166ZM207 50H209V51H207ZM211 50H213V51H211ZM223 50V51H222ZM231 50H235L234 52L233 51H231ZM108 51H109V53H108ZM118 51V52H117ZM155 51H156V53H155ZM182 51H184V52H182ZM72 52V53H71ZM80 52V53H79ZM138 54H137V53ZM144 52H145V54H144ZM148 52V53H147ZM213 52L216 54H213ZM224 52V53H223ZM230 52V53H229ZM99 53H101V54H99ZM107 53H108V55H107ZM118 53V54H117ZM137 55H136V54ZM139 53H140V56H141V54H144V55H142L141 57L139 56ZM159 53V54H158ZM178 53V54H177ZM229 53V54H228ZM79 54V55H78ZM116 54V55H115ZM133 54V55H132ZM157 54V56H155ZM191 56H190V55ZM206 54H208V55H206ZM219 54V55H218ZM109 55H112L113 57H111V58H113L112 60H111V58L109 57ZM150 55H151V57H152V59H154V61L152 62L151 61V63H149V61L150 60H152L151 59V57H150ZM178 55V56H177ZM194 55V56H193ZM226 55V56H225ZM229 55H230V57H229ZM79 56V57H78ZM116 56V57H115ZM196 56H197V58H196ZM198 56H200V57H202V59L199 57L198 58ZM215 56H220L219 57V61L217 60L218 58L217 57H215ZM76 57H78L77 58V60L75 59ZM83 58V60H82V58ZM100 57V58H99ZM109 57V59H107ZM131 57H134V59L137 57L138 58V60L134 63V65L133 64H131L133 61H134V59L133 60H131ZM140 57V58H139ZM143 57V58H142ZM163 57V58H162ZM194 57V58H193ZM115 58V59H114ZM148 58V59H147ZM186 58V59H185ZM189 58V59H188ZM199 61V59L201 60V62L199 61V63L197 62V64L192 68V72H191V76L190 77H188V79L186 80V82H184V81H182L181 79H180V74H181V72H182V69H184L186 66H185V60L187 61L188 60V62L189 63H191V62H194V60H196V59ZM206 58V59H205ZM214 58V59H213ZM82 61H81V60ZM166 59V60H165ZM191 59H194V60H192L191 61ZM80 61V62H77V61ZM85 60V61H84ZM143 60V61H142ZM205 60V61H204ZM70 61V62H69ZM74 61V62H73ZM111 63H110V62ZM122 61V62H121ZM132 61V62H131ZM142 61V62H141ZM156 61V62H155ZM203 61V62H202ZM72 62H73V65H72ZM104 62V63H103ZM146 62V63H145ZM219 62H220V64H219ZM226 62V63H225ZM70 63H71V65H70ZM103 63V64H102ZM105 63H107V64H105ZM109 63V64H108ZM129 63V64H128ZM79 64V65H78ZM160 64V65H159ZM218 64V65H217ZM67 65H68V67H67ZM132 65V66H131ZM147 65V66H146ZM148 65H150V66H148ZM153 65V66H152ZM199 65V66H198ZM214 65L215 66H217L219 69H217V67H214ZM253 65H255V61H253ZM74 66V67H73ZM123 66V67H122ZM183 66V67H182ZM198 66V67H197ZM220 66V67H219ZM70 67V68H71ZM146 67V68H145ZM150 67V68H149ZM158 67V68H157ZM200 67V68H199ZM227 67H228V69H227ZM69 68V69H70ZM130 68H132V69H130ZM198 68V69H197ZM120 71H118V70ZM152 69V70H151ZM225 69V70H224ZM226 69H227V71H226ZM262 69V70H261ZM145 70V71H144ZM179 70V71H178ZM216 70V71H215ZM218 70H220L219 72H218ZM259 70H261L262 71V73L259 71ZM68 71H70V70H68ZM129 71V73H130V76H129V78L127 79V82H128V89H127V91L126 92H123L120 88H121V84H122V82L125 80V78H126V75H127V72ZM198 73H197V72ZM259 71V72H258ZM173 72V73H172ZM215 72V73H214ZM217 72V73H216ZM231 72V73H230ZM69 73V74H68ZM89 73H90V77L92 78L93 76H92V72H91V70H89ZM88 73V74H89ZM164 73V74H163ZM64 74V75H63ZM103 73H99L98 74V76H97V79L100 81V80H104V78H102L103 77V75H102ZM134 74V75H133ZM198 74V75H197ZM215 74V75H214ZM62 75H63V77H62ZM101 75H102V77H101ZM116 75H117V77H116ZM144 75H147V76H144ZM200 75V76H199ZM208 75V77H206ZM60 76V77H59ZM263 77L262 79L260 78V77ZM62 77V78H61ZM117 79H116V78ZM165 77V78H164ZM143 78H145V79H143ZM195 78V79H194ZM227 78H229V79H227ZM159 81H158V80ZM165 79V80H164ZM198 79V80H197ZM233 79V80H232ZM58 80H60L59 82H57ZM63 80V81H62ZM142 80H144V81H142ZM147 80V81H146ZM157 82H156V81ZM194 80V81H193ZM61 81H62V83H61ZM167 81V82H166ZM192 81V82H191ZM229 81V82H228ZM234 81H235V83H234ZM145 82V83H144ZM151 82V83H150ZM236 82H238V83H236ZM65 83V84H64ZM132 83V84H131ZM141 83H144V85H141ZM154 83V84H153ZM166 83V84H165ZM168 83H169V85H168ZM179 83H180V85H179ZM187 83V84H186ZM232 83H234V84H232ZM146 84V85H145ZM151 84V85H150ZM153 84V85H152ZM231 84V85H230ZM237 84V85H236ZM63 85V86H62ZM161 85H163V86H161ZM168 85V86H167ZM253 86V89H252V86ZM60 86H62V87H60ZM120 86V87H119ZM140 86V87H139ZM141 86H142V88H141ZM191 86V87H190ZM236 86H240V89H239V87L237 88ZM244 86V87H243ZM118 87V88H117ZM145 87H147V89H145ZM219 87V88H218ZM242 87V88H241ZM60 90H59V89ZM169 88V89H168ZM212 88V89H211ZM217 88V89H216ZM221 90L222 91V93H221V91H219L218 92V90ZM233 89V90H232ZM239 89V90H238ZM59 90V91H58ZM259 90L261 91V92H259ZM246 91H248V92H246ZM140 92H142V93H140ZM143 92H145V93H143ZM147 92V93H146ZM164 92V93H163ZM252 92V93H251ZM122 93V94H121ZM172 93V94H171ZM219 93V94H218ZM247 93L249 94V95H247ZM107 94H109V92L108 93H105V95L104 94H101L99 97L100 98H97V100H96V98H92V100H91V98H89L88 100H87V105H90L93 101H96L97 102V104L99 105V107H104L105 105H106V102H107V100L105 101L104 99H108V95ZM167 94V95H166ZM236 94H238V95H236ZM260 94V95H259ZM120 95V96H119ZM222 95V96H221ZM258 95H259V97H258ZM105 96H107V97H105ZM142 96V97H141ZM173 96H175V97H173ZM143 97H144V99H143ZM147 99H146V98ZM174 99H173V98ZM215 97H216V99H215ZM102 98V99H101ZM141 98V99H140ZM260 98V99H259ZM100 101H99V100ZM127 99H129L130 100V103L128 104V102H127ZM176 99V100H175ZM92 102H91V101ZM135 100V101H134ZM143 100V101H142ZM174 101V103L172 102V101ZM132 101V102H131ZM138 101V102H137ZM148 101V102H147ZM169 101L171 102L170 104H169ZM255 101H256V103H255ZM251 102H252V104L253 105H250L251 104ZM167 103V104H166ZM248 103H250V104H248ZM139 104V105H138ZM149 104V105H148ZM153 104V105H152ZM247 104V105H246ZM259 104V105H258ZM158 105V106H157ZM164 105H166V106H164ZM169 107H168V106ZM172 105V106H171ZM249 105V106H248ZM258 105V106H257ZM254 106H256V107H254ZM260 106V107H259ZM263 106V107H262ZM167 107V108H166ZM257 107H259V108H257ZM262 107V108H261ZM140 108H142V109H140ZM147 108V109H146ZM156 108V109H155ZM163 108H165V109H163ZM170 108H171V110H170ZM174 108V109H173ZM249 108V109H248ZM253 108V109H252ZM257 108V109H256ZM139 109V110H138ZM159 111H158V110ZM169 110V112H167ZM254 110H258V112H256V111H253ZM138 111V112H137ZM172 113H171V112ZM219 113H218V112ZM249 111V112H248ZM141 112V113H140ZM248 112V113H247ZM176 113V114H175ZM179 113V114H178ZM253 113V115H251ZM160 114V115H159ZM259 114L261 115V117H259ZM139 115V116H138ZM165 115V114H164ZM175 115V116H174ZM142 116V117H141ZM157 116V117H156ZM159 116V117H158ZM179 116V117H178ZM214 117H210V118H208V116H205V117H202L201 119L203 120H200L199 121V123L200 124H202V126H204V127H206L207 128V131H206V136L208 137V138H210L211 140H215V139H217L218 138V130H217V128H216V125H215V119L213 120V118ZM251 117H253V119L251 118ZM118 118V119H117ZM134 118V119H133ZM141 118V119H140ZM160 119V120H158V119ZM175 118V119H174ZM258 118H259V121H258ZM62 118H60V117H56V121H57V123H62L60 120H61ZM206 119V120H205ZM246 119V120H245ZM119 120V121H118ZM209 120V121H208ZM249 120V121H248ZM62 121L64 122V120L62 119ZM135 121V122H134ZM160 121V122H159ZM255 121V122H254ZM262 121V122H261ZM180 122V123H179ZM182 122V123H181ZM254 122V123H253ZM65 123H66V121H65ZM175 124V125H174ZM179 124V125H178ZM255 124V125H254ZM184 125V127L186 128H184V127H182V126ZM214 126V127H213ZM180 127H181V129H180ZM261 129H260V128ZM259 128V129H258ZM178 129H179V131H180V133H179V131H178ZM184 130H185V132H184ZM261 131V134H260V131ZM215 131V132H214ZM217 131V132H216ZM253 131V132H252ZM254 131H255V134H254ZM257 131H259V132H257ZM147 132V133H146ZM113 134V135H112ZM124 134V135H123ZM182 134V135H181ZM188 134V137L186 136ZM122 135V136H121ZM123 136L125 137V138H123ZM121 137H122V139H124V140H122L121 139ZM187 137V138H186ZM260 138H262L261 140H260ZM119 139V140H118ZM185 140H183V141H185ZM259 140V141H258ZM120 141V142H119ZM192 141V140H191ZM190 141V142H191ZM257 141V142H256ZM123 142V143H122ZM188 142V141H187ZM254 142H256V143H254ZM118 143V144H117ZM120 143H121V145H120ZM93 144V145H92ZM109 144V145H108ZM124 144V145H123ZM256 144H260V152L262 153V157H263V159H261V156L255 151V145ZM101 145V146H100ZM114 145H116V146H114ZM118 145H119V148H118ZM89 146H91V147H89ZM95 146V147H94ZM111 146L113 147V148H111ZM115 147H117V148H115ZM82 148V149H81ZM84 148V149H83ZM251 148L253 149V151L251 150ZM59 150L57 151V156L58 157H60V155H61V157L63 156V154H64V152H65V147L63 146V147H60V148H58ZM94 149H96V150H94ZM106 149V150H105ZM111 149H114V150H111ZM248 149V150H247ZM62 150V151H61ZM100 151L101 152V154L103 155H105V153H106V151L108 152V153H106V155H108L107 156V160H106V162H108V163H105L103 166L101 165L100 166V163H98V164H96V165H98V167H99V169H97L98 167L96 166V170H93V172L92 171H88L89 169L91 170V161H89L91 158H89V157H91L90 156V154L91 153H89L90 151L92 152V151ZM102 150H104V152L102 151ZM111 150V151H110ZM117 150V151H116ZM124 150V151H123ZM84 151H87L86 153H87V155H86V153L84 152ZM89 151V152H88ZM247 151V152H246ZM251 153H250V152ZM59 152V153H58ZM61 152V153H60ZM117 152V153H116ZM255 152V153H254ZM79 153V152H78ZM110 153V154H109ZM89 154V155H88ZM113 154V156H111ZM116 156H115V155ZM250 154H252V155H250ZM256 156H255V155ZM111 156V157H110ZM244 156H246V157H244ZM249 156V158H247ZM250 156H251V158H250ZM254 156V158H252ZM257 157H259V158H257ZM74 158V157H73ZM110 158V159H109ZM187 158H190L189 156H184V157H182V159L179 161L180 163H182V164H180L179 163V170H180V172H181V174H182V176H186V174L189 172V169H193L194 168V163H193V161H192V159L190 158V160H188ZM257 158V162L256 161H254V159H256ZM88 160V162L86 163V161ZM188 161H187V160ZM253 159V163H251V160ZM83 160V161H82ZM243 160V161H242ZM250 160V162H248ZM77 161V162H76ZM122 161V162H121ZM246 161V162H245ZM0 163H1V152H0ZM190 163V164H189ZM248 163V164H247ZM250 163V164H249ZM73 164V165H72ZM86 164L88 165V166H86ZM121 164H123V165H121ZM130 164V165H129ZM190 166H189V165ZM241 164V165H240ZM253 164V165H252ZM254 164H255V166H254ZM74 165H76V166H74ZM120 165V166H119ZM245 165V166H244ZM250 165V166H249ZM74 166V167H73ZM78 166H79V168H78ZM90 166V167H89ZM106 166V167H105ZM111 166V167H110ZM112 166H114V167H112ZM126 166V172L128 173L129 171L127 170V169H129L130 170V173H131V176H128L127 174H125V171L123 172V171H121V169L123 170V168ZM128 166H130L131 168H129ZM182 166V167H181ZM249 166V167H248ZM76 167V168H75ZM121 167H123V168H121ZM248 167V168H247ZM252 167V168H251ZM85 168V169H84ZM103 168V169H102ZM105 168V169H104ZM182 168V169H181ZM188 168V169H187ZM247 168V169H246ZM250 168V169H249ZM116 170V172L118 171V169H120L119 171H118V173H115V170ZM124 169V170H125ZM239 169V170H238ZM244 169V170H243ZM98 170V171H97ZM102 170H104L103 171V173H102ZM132 170V171H131ZM243 170V171H242ZM101 171V172H100ZM110 171V172H109ZM88 172H90V173H88ZM99 172V173H98ZM105 172V173H104ZM79 173V174H78ZM86 173H88L87 175H86ZM102 175H101V174ZM115 173V174H114ZM121 173H123V174H121ZM130 173H128L129 175H130ZM244 173V174H243ZM259 173H260V175H259ZM99 175V179L97 180L98 182H95V176L93 177V175ZM117 174H119V175H117ZM125 174V175H124ZM248 176H247V175ZM253 174H256V175H253ZM79 175V176H78ZM86 175V176H85ZM89 175V176H88ZM77 176V177H76ZM86 178H85V177ZM119 176V177H118ZM245 176V177H244ZM263 176V177H262ZM79 177L81 178V182H83V183H86L85 181L86 180H88V184H87V188H88V185H90L91 184V186H93V184L94 185H96V187L95 188H97L96 190L94 189V187H92L91 188V186H89L90 187V189L88 188V192H89V195H87L88 194V192H87V189L86 188H84V187H82V185L79 183V181H80V179H79ZM101 177V178H100ZM130 179H129V178ZM238 177H240V179L238 178ZM85 178V179H84ZM131 178H132V180H131ZM244 178H246L245 179V182L246 183H248L249 182V184H245V182L243 181L244 180ZM70 179H72V180H70ZM90 179V180H89ZM100 179H103V180H100ZM105 179V180H104ZM248 179V180H247ZM74 180V181H73ZM75 180L77 181V182H75ZM82 180H84V181H82ZM120 180H121V178L119 179V182H120ZM232 180V181H231ZM237 180V181H236ZM243 181V182H241V181ZM252 180H253V182H252ZM262 180V179H261ZM259 180L260 181V183H263L262 185H260V187H261V190H262V192H261V197L262 198H260V199H262L263 200V198H264V180ZM91 181H92V183H91ZM225 181H227V182H225ZM90 182V183H89ZM237 182H239L238 183V185H237ZM241 182V183H240ZM252 182V183H251ZM76 183V184H75ZM82 183V184H83ZM97 183H99V184H97ZM116 183V184H115ZM128 183H131V184H128ZM227 183V184H226ZM231 183V184H230ZM244 183V185H242ZM68 184V185H67ZM73 184V185H72ZM79 184V185H78ZM106 184V185H105ZM81 185V186H80ZM99 185V186H98ZM114 185H116V186H114ZM77 186V187H76ZM247 186V187H246ZM65 187V188H66ZM79 187H81L82 189H81V191H78L79 190ZM104 187H105V190H104ZM127 187V188H126ZM228 187V188H227ZM229 187H231V190H233V191H231L230 189H229ZM233 187V188H232ZM76 188H78L77 190H76ZM83 188H84V190H83ZM242 188V189H241ZM246 188V189H245ZM69 189H70V192H69ZM86 189V190H85ZM226 189H227V192H226ZM229 189V190H228ZM72 190V191H71ZM90 190H92V191H90ZM241 190V191H240ZM93 191H95V192H93ZM132 191H133V193H132ZM231 191V192H230ZM75 192H76V194H75ZM82 192V193H81ZM83 192H85V194L83 193ZM86 192H87V194H86ZM93 192V193H92ZM117 192V193H116ZM186 191H183V194L185 193ZM79 193V194H78ZM90 193H92V194H90ZM234 193V194H233ZM68 194V195H69ZM239 196L238 198V200H237V195ZM79 197H78V196ZM82 195V196H81ZM84 195V196H83ZM231 195V196H230ZM234 195V196H233ZM263 195V196H262ZM77 196V197H76ZM85 196H86V198H85ZM225 196V197H224ZM72 197V198H71ZM87 197H89L88 199H89V202L87 203ZM78 198H80V200L78 199ZM90 198H92L93 200L92 201H90ZM225 198V199H224ZM83 199V200H82ZM235 199V200H234ZM221 200V201H220ZM223 200V201H222ZM226 200V201H225ZM242 202H241V201ZM69 201V200H68ZM78 201V202H77ZM231 201V202H230ZM70 202H71V200H70ZM214 204H213V203ZM239 202V203H238ZM245 202H247V203H245ZM264 202V201H263ZM262 202V203H263ZM72 203V202H71ZM87 203V204H86ZM237 204V205H236ZM239 204V205H238ZM264 204V203H263ZM88 205V206H87ZM208 205V206H207ZM213 207H211V206ZM241 205V206H240ZM210 206V207H209ZM229 206H231V209H230V207ZM205 207H208V209L207 208H205ZM221 207V208H220ZM239 207V208H238ZM86 208V209H85ZM202 208V210H200ZM204 208V209H203ZM263 208V209H262ZM210 209V210H209ZM218 209V210H217ZM223 209V210H222ZM241 209V210H240ZM261 209L264 211V206L262 205L261 206ZM86 210V211H85ZM209 210V211H208ZM238 210V211H237ZM213 211V212H212ZM224 211V212H223ZM237 211V212H236ZM263 211L261 212V221H260V223L261 224H264V213H263ZM224 213V214H221V213ZM237 213H238V215H237ZM98 214V215H97ZM200 214V215H199ZM228 214V215H227ZM235 214H236V217H234L235 216ZM223 215H224V217H225V215H226V220H224L225 218H223ZM232 217H231V216ZM92 216V217H91ZM238 216V217H237ZM200 219H199V218ZM27 218V217H26ZM103 218H105V219H103ZM187 218V219H186ZM223 218V219H222ZM230 218H234L233 220H234V222H233V220H231ZM190 219V224L191 225H187V223L189 222L188 220ZM193 219V220H192ZM195 219V220H194ZM230 219V220H229ZM197 220V221H196ZM221 220V221H220ZM222 220H224L225 221V223L227 224H225V223H220V222H224V221H222ZM228 220H229V222H228ZM235 220H237V222L235 221ZM101 221V222H100ZM231 221V222H230ZM192 222H193V224H192ZM197 222V223H198ZM198 223V224H199ZM228 223H229V228H228ZM88 224V225H87ZM97 224V225H96ZM197 224V225H198ZM220 224V225H219ZM232 225V226H233ZM221 226V227H220ZM224 226H226V227H224ZM27 227V225H25L24 226V228H26ZM83 227V228H82ZM226 228V230L224 229V228ZM260 225H259V228H258V230L259 231H261L260 230ZM82 229L85 231H82ZM261 229L263 230V233H262V235L264 236V228L263 227H261ZM99 230V231H98ZM191 230V229H190ZM213 230H217V232L216 231H213ZM218 230H220V231H218ZM88 231V232H87ZM118 231L119 230H117V232H116V236L114 237L115 238V240H117V241H121V237H119V235H120V233L118 234ZM100 232H101V234H100ZM186 232V233H185ZM227 232V231H226ZM262 232V231H261ZM84 233V234H83ZM85 233H86V235H85ZM184 233V234H183ZM213 233H216V234H213ZM217 233H221L222 235V237H220V235L219 234H217ZM146 235H147V233H145ZM227 234V235H226ZM85 235V236H84ZM214 235H215V237H217V238H215L214 237ZM224 235V236H223ZM225 235H226V237L228 238L227 240H226V237H225ZM213 236V237H212ZM210 239H209V238ZM85 238V239H84ZM213 238H214V241H213ZM220 238V239H219ZM206 239H208V240H206ZM222 239V240H221ZM232 239V240H231ZM218 240H220V241H218ZM211 241V242H210ZM215 241H216V243H215ZM218 241V242H217ZM222 241V242H221ZM226 241V242H225ZM228 241H230V242H228ZM221 242V243H220ZM69 244H70V246H69ZM83 244H85V245H83ZM218 244H220L219 246H222V247H217V249L219 250V251H217V249H216V245H218ZM78 245H79V247H80V249L82 250L81 252H80V249L78 248ZM106 246V247H105ZM68 247H73V248H71L72 250H70V248H68ZM83 249H82V248ZM106 249H105V248ZM74 248H75V250H74ZM69 249V250H68ZM105 249V250H104ZM74 250V251H73ZM79 250V251H78ZM67 252H69V253H67ZM75 252H76V254H75ZM78 252H79V254L80 255H78ZM68 254V255H67ZM81 256V257H80ZM71 257V258H70ZM72 257H74L73 259H72ZM78 257V259H76ZM70 259H72V260H70ZM76 259V260H75ZM81 259V260H80ZM215 259H218V258H214V259H211V263H208V264H223V262L221 261V260H215ZM78 260L80 261V262H78ZM213 260V261H212ZM106 261V260H105ZM216 261V262H215ZM220 261V263H218V262ZM102 262H104V263H102ZM215 262V263H214ZM74 263V264H75ZM157 264H167V260H166V258H164V259H162V261H158V262H156ZM156 263H154V264H156Z\"/></svg>",
  "mask_w": 264,
  "mask_h": 264
}]
</instances>
